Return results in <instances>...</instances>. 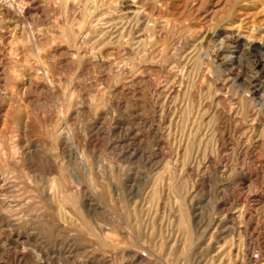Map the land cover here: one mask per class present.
I'll use <instances>...</instances> for the list:
<instances>
[{
    "label": "rangeland",
    "instance_id": "rangeland-1",
    "mask_svg": "<svg viewBox=\"0 0 264 264\" xmlns=\"http://www.w3.org/2000/svg\"><path fill=\"white\" fill-rule=\"evenodd\" d=\"M38 7L5 26L12 53L0 64V146L53 161L38 159L36 188L17 170L0 193V214L5 199L44 217L28 229L25 264H264V0ZM52 183L64 194L46 201ZM154 227L171 232L162 251ZM5 240L0 226V264H18Z\"/></svg>",
    "mask_w": 264,
    "mask_h": 264
},
{
    "label": "bare ground",
    "instance_id": "bare-ground-1",
    "mask_svg": "<svg viewBox=\"0 0 264 264\" xmlns=\"http://www.w3.org/2000/svg\"><path fill=\"white\" fill-rule=\"evenodd\" d=\"M38 5H39V0H0V64H1V66H2V63H3L2 60H3V55L5 53L4 51L6 49H9L7 51L9 53L10 52L12 53V51H11L12 48L9 47V44L7 42L5 43L2 40V38H4V34H3L4 30H7L6 28L9 27V26H12L13 29H16L18 27V25H20V23L23 21V19H24L23 16H25L24 14L26 12L29 13L31 11H35L36 12L37 9L39 8ZM6 25H8V26L5 27ZM9 30H11V29H9ZM4 33H6V32H4ZM12 64H14L13 66H15V61L14 60H12ZM14 69L15 68H13V71H15ZM37 88H39V87H37ZM0 92H1V90H0ZM4 93H5V91H4ZM12 138H14V137H12ZM43 158H46L51 163H53V161L51 160L50 156L46 152L39 151L38 148L35 149V151H31V150H29V148H26L25 146H23V147L19 146V143H15L14 141H12L10 144L4 145V146L3 145L0 146V193H3L4 191L8 190V188H10V183H12V181L10 180V177H12L11 174L13 172L17 171V170L23 171L24 174L26 175L25 180L28 183V185L30 184L31 187H35L36 188L38 186L37 185V178H38L37 173L39 172L38 171V166H37V161H39L38 159H43ZM154 183H156V182H154ZM158 184L160 185L159 187H161V189H162V187H164V185H165V182L162 181V182H160ZM92 185H94V184H92ZM110 187L112 189H114L115 194H117V195H120L121 193H123L122 191L117 189V186L113 182H111ZM126 187H127V189H129L128 191L132 190V184L129 185V186H126ZM95 188H96V186H95ZM51 190H53V191L52 192L51 191L50 192H46L44 194V198H45L46 201H53L54 198L60 197L62 195V193H63V190L61 189V187L58 184L57 185L53 184ZM32 192H33V190H32ZM77 193H78V196L76 197V200L73 202L76 210L79 213H81V212L89 213L91 204L86 201V199L84 198V194L82 195L79 192H77ZM161 193L162 192L160 191V192H158L157 195H156V193H155V195L152 194L153 197L154 196L157 197L156 207L158 206L157 207L158 209H160V207H161L160 205L163 204L162 203L163 196H162ZM31 196H34V194L31 195ZM1 201H3L2 202V204H3L2 206H4L6 209H4L5 213H1L0 214V226L8 231L10 239H11V240H7V241L5 240V242L2 243V244L4 245L6 250L8 252H10V257L14 261H16L18 264L28 263L29 254L26 253L27 250H25L26 248H24L25 247L24 246L25 242L31 241V239H32V237L30 236V234L28 232V229L30 227H33L34 225H36L38 222L44 220V217H42L40 213H37V209L34 206H32V205L28 206V203L24 204V202L22 203V201L20 202L19 200H17L15 203H14V201H7L5 199H2ZM139 202H140V200H139ZM64 204L65 203H62V204L60 203L59 204V209H60V212H61L60 214H61L62 217L64 216V218L66 220L69 219V221H71V217L69 216L68 210L66 209V206ZM15 206H18V209L23 207V211H24V209L27 208V210H28L27 214H25L23 212V219H21L19 217L16 218V217L11 216L9 214V209L14 208ZM18 211H20V210H18ZM106 211L111 216L112 219H118L116 217V214L113 213L112 211H110V209H106ZM46 221L47 222H51L50 219H47ZM255 229H256V227H255ZM251 231L253 232V229ZM254 231H256V230H254ZM112 233H113V231H112ZM170 233L171 232H170L169 229L168 230L167 229L166 230H162V229L157 230L154 227L150 231L149 241L151 243L152 242L155 243V239L157 238V236H159L160 237L159 238V240H160L159 241V246H160L159 247V251H162L163 247H165V245L167 244V239H169ZM240 234H241V232H240ZM258 234L260 235V233H258ZM259 235H258V238H259ZM5 239H6V237H5ZM178 241H179L178 238H175L169 249H171L172 251L176 250L177 247L180 245V243ZM119 243H120V241L117 238L113 237L112 239H110V244H109L110 247H109V249L114 250V251L117 250V248L119 247L118 246ZM243 243H245V242H243ZM246 243H248V242H246ZM39 244H40V242H39ZM157 244H158V242H157ZM244 248H242V249H244ZM150 251H151V249H150ZM236 251H237L236 255L239 256V254H240L239 250H236ZM152 252H154V251H152ZM242 255L243 254H241V256ZM242 257H244V255ZM141 259L142 258L140 256L139 257V262L140 261L142 262ZM195 259H198L197 256H195V254H190V261L191 262L193 260L195 261ZM194 261H193V263H194ZM65 263H67L66 260H65ZM239 263H241V261Z\"/></svg>",
    "mask_w": 264,
    "mask_h": 264
}]
</instances>
